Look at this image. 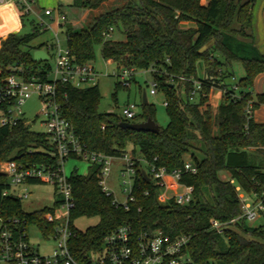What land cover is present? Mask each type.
<instances>
[{
  "label": "trees",
  "instance_id": "trees-1",
  "mask_svg": "<svg viewBox=\"0 0 264 264\" xmlns=\"http://www.w3.org/2000/svg\"><path fill=\"white\" fill-rule=\"evenodd\" d=\"M106 1L71 0L69 6L75 10L96 9ZM252 4L253 0H208L205 4L201 0H126L96 15L86 27L76 28L69 22L63 25L65 44L75 62H92L94 49L100 46L102 58L118 67L153 68L151 75L157 82V92L167 102L168 118L156 133L121 128L119 122L134 121L98 112L96 84L58 87L61 115L71 123L86 149L118 157L131 145L132 153L135 147L139 152L134 165L133 200L126 209L113 205L112 197L102 192L99 164H89L84 175L73 171L67 176L73 198L68 248L76 261L89 263L90 255L102 248L104 238L118 226L128 224L134 233L160 229L169 236L189 235L185 252L197 264H264V223L250 227L240 219L236 230L226 228L222 234L210 225L211 219L225 222L240 213L235 186L245 193L264 189V160L257 162L250 150L264 147V121L246 119L244 114L248 100H252L253 110L264 104V92L253 94L250 90L255 77L264 72V54L253 44L250 32ZM11 22L0 25V32L7 31L0 37V69L7 73V68L21 66L25 77L46 78L50 64L32 58L37 49H43L47 59L52 54L46 44L30 45L38 33L37 26L32 23L30 32L20 34L14 32L16 27ZM185 22L193 26H183ZM109 28L120 32L123 39L105 38ZM209 41L212 45L206 46ZM234 62L243 69L236 90L231 89ZM175 75L202 82L196 100H188L190 82L184 83L182 91L171 85L168 79ZM214 89L224 92L213 112L209 95ZM5 108L0 103V112ZM134 118L154 120L153 105L142 99L141 112ZM53 152L45 132H34L21 121L0 126V161L52 165L56 160ZM186 155L196 172L183 173L179 183L192 187V200L182 205L172 199L161 203V188L147 180V163L172 171L182 168ZM27 183L43 182L29 179ZM7 187L6 177L0 174V188ZM20 201L14 196L0 197V217L24 219L27 225L36 226L43 238L51 236L54 226L47 215L54 213L56 203L26 212ZM80 216L97 217L98 221L77 230L72 220Z\"/></svg>",
  "mask_w": 264,
  "mask_h": 264
},
{
  "label": "built area",
  "instance_id": "built-area-1",
  "mask_svg": "<svg viewBox=\"0 0 264 264\" xmlns=\"http://www.w3.org/2000/svg\"><path fill=\"white\" fill-rule=\"evenodd\" d=\"M13 5L18 14L26 16L33 13L38 20V26L43 30H50L55 42L46 44L52 52L54 67H51L46 78L35 75L25 77L21 66L7 68V73L0 69V103L6 105L0 112V126H12L21 121L27 125L20 110L21 104L32 95H37L43 115L42 123L46 127L45 133L53 145L55 156L54 164L22 165L14 160L0 161V174L6 177L8 187L0 188V197L14 196L19 200L27 198L29 192L24 188L22 192H15L16 187L26 185L27 180L37 179L44 183H51L59 198L54 202L56 208L53 214L47 215V220L54 226L53 234L47 239H53L55 244L49 255H40L33 250L28 240V227L24 219L18 217H0V264H85L76 261L70 254L68 241L71 236L70 211L73 208L71 187L67 177L63 174V163L69 157L80 158L89 164L100 165L98 184L105 195L112 197L111 203L115 206L122 205L127 208V203L133 200L132 185L135 175V158L124 153L118 157L88 150L80 143L71 123L61 115V105L58 96V87L69 85L75 88L92 86L97 79V73L91 62L78 63L70 54L66 44L61 45L58 35L67 22L64 12L53 9L35 7V0H0V6ZM43 16L46 18L44 20ZM112 28L104 34L109 38ZM66 41V38H65ZM107 62H112L106 60ZM117 76L120 77L121 86L128 87L135 73L133 67H118ZM151 71H154L152 69ZM168 81L172 86H178L182 91L184 83L190 82L188 100H196L200 94L202 82L187 78L183 75L170 76ZM231 89L236 90L237 85L232 77ZM224 90V89H223ZM219 90L222 94L224 91ZM157 93V82L150 83L149 94ZM62 96H65L63 94ZM163 105L167 102L163 99ZM246 119L253 117V102L248 100L244 108ZM136 115L135 104L125 103L120 110V116L125 120H132ZM114 158L122 162L119 176L122 179L125 200L118 203L106 186V178L110 173ZM195 173L196 167L192 160L186 159L182 168L167 171L164 167L154 163H147L146 173L161 188V197L168 188H181V192H172L168 199L174 200L178 205L187 204L193 198L192 187L181 185L179 179L183 173ZM239 200L240 213L234 218L219 222L211 219L210 225L218 234L224 229L232 228L242 219L245 222L255 220L264 212V189L260 192L245 193L235 186ZM34 226V225H32ZM190 236L178 234L169 236L160 229L144 230L134 233L128 224L118 226L107 235L102 248L90 255L87 264H197L191 261L185 249Z\"/></svg>",
  "mask_w": 264,
  "mask_h": 264
},
{
  "label": "rangeland",
  "instance_id": "rangeland-1",
  "mask_svg": "<svg viewBox=\"0 0 264 264\" xmlns=\"http://www.w3.org/2000/svg\"><path fill=\"white\" fill-rule=\"evenodd\" d=\"M126 0H108L102 3L96 9H84L75 10L69 6L71 0H35V7L53 9L54 15L57 13V7L65 13L67 17V22L72 25H76V28L86 27L92 22L93 18L101 12L110 10L121 6ZM247 0H239L240 3ZM204 2V3H203ZM207 0H201V3L205 4ZM255 2V3H254ZM254 5H252L251 10V31L255 37V42L258 45L261 53L264 54V0H253ZM18 11L13 5H2L0 6V25L5 21H12L14 27L17 28V32L24 34L32 30V23L37 26L38 33L31 40L30 45L34 46L37 44H52L55 42L53 35L50 30H43V26H38V20L33 13L16 18L15 15ZM44 20L46 18L43 16ZM21 20V23H20ZM5 25H7L5 23ZM10 25V24H9ZM193 25L191 22L183 23V26ZM10 30V29H9ZM6 32H0V37L4 36ZM110 39H123V35L118 31H113L110 34ZM58 39L62 46L65 45V36L63 33H59ZM212 45V41H209L206 46ZM51 67H54L53 55L46 59ZM92 65L97 73V79L95 84L97 85L99 91V99L96 105L97 111L100 113H115L120 116L121 107L129 102L135 104L136 114L141 112V101L142 95H145L147 103H150L154 107V121L159 127H164L167 123V113L165 106L163 105V96L160 92L155 95L149 94L150 83L153 78L151 75V70L148 69H136L132 80L128 87L121 86L118 82H121L119 76L114 73L116 71V64L114 62H107L102 58L100 53V46H96L94 49V59L92 60ZM233 77L236 82L240 77L243 76V69L239 63H232ZM201 66L198 65V73L201 74ZM118 83V84H117ZM217 91V89H215ZM251 92L254 94L258 90L264 92V82L261 79H256L254 85L251 87ZM214 96V95H213ZM213 98V97H212ZM41 108V103L37 95H32L30 98L26 99L20 106L22 112V117L27 123L30 130L34 132L44 133L46 131L45 125L42 123L44 117L39 113ZM121 117V116H120ZM254 120L264 121V104L260 105L253 114ZM130 121H141L140 118H133ZM131 145H128L126 152L129 156L136 158L139 155L138 148L135 147V152H131ZM257 157V162L264 160V147L261 149L250 148ZM260 150V151H259ZM197 157H200L198 152H195ZM185 159H189L186 155ZM122 162L119 158H114L111 164L110 173L106 178V186L109 192L112 193L113 197L118 203H122L125 200V193L122 192L123 184L121 177L119 176V170ZM89 163L83 159L69 157L63 163V174L67 177L73 171L78 174H86ZM222 178L225 176L222 174ZM29 192L27 198L22 199L20 202L21 207L24 211L30 212L34 210H39L45 207H50L54 205V202L59 198V196L54 193L56 192L51 183H32L16 187L15 192H22L23 189ZM166 190V194L162 195L161 192L158 194V200L161 203L167 202L172 195V190ZM172 189V188H171ZM182 189L177 188V192H181ZM175 192V191H174ZM98 221L97 217H86L80 216L72 220V225L77 230H84L88 226L96 224ZM264 223V212L257 217L255 220L246 222L250 227H257ZM235 229L236 227H232ZM236 230V229H235ZM251 238L249 235L247 236ZM28 240L33 250H36L40 255H49L55 244L53 239H45L42 237L39 229L36 226L28 227Z\"/></svg>",
  "mask_w": 264,
  "mask_h": 264
},
{
  "label": "water",
  "instance_id": "water-1",
  "mask_svg": "<svg viewBox=\"0 0 264 264\" xmlns=\"http://www.w3.org/2000/svg\"><path fill=\"white\" fill-rule=\"evenodd\" d=\"M33 60H46L48 58L47 53L42 49L34 50L32 53ZM143 102H146L145 95H142ZM118 125L121 128H127L136 131H146L156 133L159 130V126L155 123L154 120L147 118L144 121L139 122H119ZM142 174L145 176V172L142 171ZM149 178H147L148 180Z\"/></svg>",
  "mask_w": 264,
  "mask_h": 264
},
{
  "label": "crops",
  "instance_id": "crops-1",
  "mask_svg": "<svg viewBox=\"0 0 264 264\" xmlns=\"http://www.w3.org/2000/svg\"><path fill=\"white\" fill-rule=\"evenodd\" d=\"M208 1V0H207ZM204 3V2H203ZM255 3V2H254ZM254 3L252 4V5H254ZM190 26H193V25H190ZM14 32H17V28H15V30H14ZM250 32H251V35H252V41H253V44L256 46V48L260 51V49H259V47H258V45L256 44V42H255V37H254V35H253V33H252V31H251V28H250ZM43 50V49H42ZM260 52H262V51H260ZM256 79H261L262 80V82H264V72H262V73H259L256 77H255V79H254V81H253V85H254V82L256 81ZM259 93H263L261 90H258L257 92H255L254 94H259ZM214 95V96H213ZM213 97V98H212ZM220 99H221V93H220V91L219 90H212L211 91V93H210V95H209V103H210V105H211V109H212V111L214 112L215 110H216V108H217V106H218V104H219V101H220ZM254 119V118H253ZM254 121H256V122H262V121H257V120H254ZM169 190H172L173 192L175 191V192H177V188H173V189H169Z\"/></svg>",
  "mask_w": 264,
  "mask_h": 264
},
{
  "label": "flooded vegetation",
  "instance_id": "flooded-vegetation-1",
  "mask_svg": "<svg viewBox=\"0 0 264 264\" xmlns=\"http://www.w3.org/2000/svg\"><path fill=\"white\" fill-rule=\"evenodd\" d=\"M134 122H136V121H134Z\"/></svg>",
  "mask_w": 264,
  "mask_h": 264
}]
</instances>
